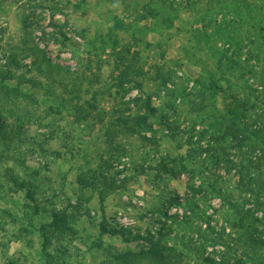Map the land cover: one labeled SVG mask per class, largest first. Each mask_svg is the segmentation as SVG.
<instances>
[{"label": "rangeland", "instance_id": "obj_1", "mask_svg": "<svg viewBox=\"0 0 264 264\" xmlns=\"http://www.w3.org/2000/svg\"><path fill=\"white\" fill-rule=\"evenodd\" d=\"M155 249L264 264V0H0V264Z\"/></svg>", "mask_w": 264, "mask_h": 264}, {"label": "built area", "instance_id": "obj_2", "mask_svg": "<svg viewBox=\"0 0 264 264\" xmlns=\"http://www.w3.org/2000/svg\"><path fill=\"white\" fill-rule=\"evenodd\" d=\"M135 194H136V198H137V197H141V196L144 195V191H143V190H141V191H136ZM137 199H138V198H137ZM137 199L134 198L135 201H137ZM128 200H129V199H128L127 197H125L124 201H128ZM176 210H178V211L181 213V218H183V216L187 217V216H190V215H191V212H188V211H187L186 214L182 216V214H183L184 212H182V210H179V209H177V208L175 209V211H176ZM118 220H119V222H121V224H122L123 222H126V219L123 218V217L121 216V214L118 215ZM202 225L204 226V228H208L209 226H211V227L216 228V229L218 230L219 227L222 226V221L217 220L216 217L213 216V218L210 220V222H206V221L204 222V221H203V222H202ZM226 232H227V234L231 233V229H229L228 227H226ZM216 251H218V252L223 251V247H222L221 245H219V244L208 247V248H207L206 256H207V257H208V256H213V254H211V253H214V252H216ZM218 260H219V259H218Z\"/></svg>", "mask_w": 264, "mask_h": 264}, {"label": "trees", "instance_id": "obj_3", "mask_svg": "<svg viewBox=\"0 0 264 264\" xmlns=\"http://www.w3.org/2000/svg\"><path fill=\"white\" fill-rule=\"evenodd\" d=\"M198 208L197 207H194V208H191V211L193 212V214H195V216H201V218H204V220L206 222H210L211 220V217H207L205 215H203L202 213L198 212L197 210ZM208 229L212 230L213 232L216 231L213 227L209 226ZM159 250V249H158ZM158 250H154L155 251V255L160 259L161 261V264L164 262V264H170V262L168 260H165L166 258H163L162 257V254L160 252H158ZM145 253V252H144ZM172 253H174V250H172ZM163 258V259H162ZM160 261H159V264H160Z\"/></svg>", "mask_w": 264, "mask_h": 264}]
</instances>
